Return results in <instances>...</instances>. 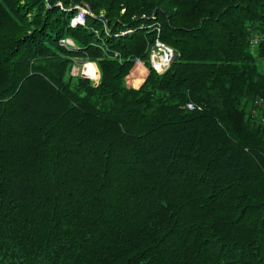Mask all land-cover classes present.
Listing matches in <instances>:
<instances>
[{
    "label": "trees",
    "instance_id": "trees-1",
    "mask_svg": "<svg viewBox=\"0 0 264 264\" xmlns=\"http://www.w3.org/2000/svg\"><path fill=\"white\" fill-rule=\"evenodd\" d=\"M0 264H264V0H0Z\"/></svg>",
    "mask_w": 264,
    "mask_h": 264
},
{
    "label": "built area",
    "instance_id": "built-area-1",
    "mask_svg": "<svg viewBox=\"0 0 264 264\" xmlns=\"http://www.w3.org/2000/svg\"><path fill=\"white\" fill-rule=\"evenodd\" d=\"M78 20L80 19L76 18L74 23H76ZM175 54L176 53L172 48L157 40L151 54L154 70L160 74L164 73L169 67L170 63L173 61ZM189 107L190 109H193L192 105Z\"/></svg>",
    "mask_w": 264,
    "mask_h": 264
},
{
    "label": "crops",
    "instance_id": "crops-1",
    "mask_svg": "<svg viewBox=\"0 0 264 264\" xmlns=\"http://www.w3.org/2000/svg\"><path fill=\"white\" fill-rule=\"evenodd\" d=\"M152 54V53H151ZM174 61V60H173ZM150 62H151V66L153 68V64H152V57L150 58ZM93 63H91L92 65ZM95 65L96 69H97V73H98V68L96 66V64H93ZM92 65V66H93ZM154 69V68H153ZM168 69V68H167ZM149 71L150 69L147 67V65L145 64V62L143 61H138L137 62V66L135 69H133V72L134 73H131L130 76L128 77V80H127V84L129 86H132L134 88H139L143 83L144 81L146 80L148 74H149ZM158 73V72H157ZM83 74V73H82ZM160 74V73H158ZM100 79V75L98 73V77L95 79V83L96 85L98 84V80Z\"/></svg>",
    "mask_w": 264,
    "mask_h": 264
},
{
    "label": "rangeland",
    "instance_id": "rangeland-1",
    "mask_svg": "<svg viewBox=\"0 0 264 264\" xmlns=\"http://www.w3.org/2000/svg\"><path fill=\"white\" fill-rule=\"evenodd\" d=\"M85 13H86V11H84V10H81V15L78 17L81 21L83 20V18H84V15H85ZM69 43L68 44H70V45H72V42L69 40L68 41ZM89 64H91V63H87V64H85L83 67H78V66H74V68H73V70H72V73L74 74V75H79V74H81V73H85V74H87V75H91V76H94L95 75V78H97L98 77V73H96V74H93L94 73V66H92V65H89ZM92 67V70H89V68H91ZM96 69V68H95ZM97 72V71H96ZM132 73H134L133 71H132ZM84 77H87V76H85L84 74H82ZM87 78H89V77H87ZM89 79H91V78H89ZM92 80H95V79H92Z\"/></svg>",
    "mask_w": 264,
    "mask_h": 264
},
{
    "label": "water",
    "instance_id": "water-1",
    "mask_svg": "<svg viewBox=\"0 0 264 264\" xmlns=\"http://www.w3.org/2000/svg\"><path fill=\"white\" fill-rule=\"evenodd\" d=\"M180 59V56L178 55V54H175L174 55V61H178ZM89 65H91V64H89ZM93 65V64H92ZM94 67H95V65H93ZM96 68V67H95ZM96 71H97V69H96ZM85 76H87V77H89V78H91V79H96L95 78V75L94 76H91V75H87V74H85V73H83Z\"/></svg>",
    "mask_w": 264,
    "mask_h": 264
}]
</instances>
